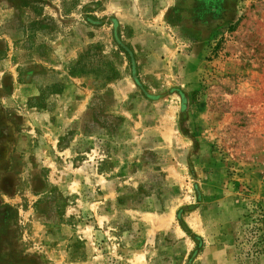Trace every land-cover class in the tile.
<instances>
[{"label": "rangeland", "instance_id": "obj_1", "mask_svg": "<svg viewBox=\"0 0 264 264\" xmlns=\"http://www.w3.org/2000/svg\"><path fill=\"white\" fill-rule=\"evenodd\" d=\"M0 264H264V0H0Z\"/></svg>", "mask_w": 264, "mask_h": 264}, {"label": "trees", "instance_id": "obj_2", "mask_svg": "<svg viewBox=\"0 0 264 264\" xmlns=\"http://www.w3.org/2000/svg\"><path fill=\"white\" fill-rule=\"evenodd\" d=\"M124 48V47H123ZM128 50V49H127ZM128 53H129V55H130V60H131V64L133 65V66H136V62H135V59H134V54L131 52L130 53V51H128Z\"/></svg>", "mask_w": 264, "mask_h": 264}]
</instances>
